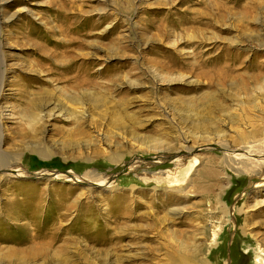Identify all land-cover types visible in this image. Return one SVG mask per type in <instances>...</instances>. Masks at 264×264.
I'll use <instances>...</instances> for the list:
<instances>
[{
    "label": "rangeland",
    "instance_id": "1",
    "mask_svg": "<svg viewBox=\"0 0 264 264\" xmlns=\"http://www.w3.org/2000/svg\"><path fill=\"white\" fill-rule=\"evenodd\" d=\"M262 128L264 0H0V264H264Z\"/></svg>",
    "mask_w": 264,
    "mask_h": 264
},
{
    "label": "bare ground",
    "instance_id": "2",
    "mask_svg": "<svg viewBox=\"0 0 264 264\" xmlns=\"http://www.w3.org/2000/svg\"><path fill=\"white\" fill-rule=\"evenodd\" d=\"M90 95V94H89ZM82 96V95H81ZM72 97V96H71ZM78 97V96H77ZM213 98V97H212ZM212 98H210V99H212ZM215 99V98H214ZM84 100H85V98H84ZM84 100H83V98H76V96L74 97L73 96V98H71V101L72 102H76V103H82V102H84ZM87 100L89 101V102H87V103H89V104H91V107H97L100 103H99V101L101 102V105H104L107 101H106V97H104V96H102V95H97V96H94V95H92L91 94V98H90V96L87 98ZM186 103V102H185ZM196 106V105H195ZM195 106L193 105V104H191V105H189V108H190V110H193L194 108H195ZM120 109V108H119ZM118 109V110H119ZM210 111V110H209ZM216 111V110H215ZM110 112V111H109ZM106 113V115L108 114L107 112H105ZM71 114V113H70ZM110 114V113H109ZM31 115V114H30ZM74 115V114H73ZM73 115H71V117L73 116ZM77 115V114H76ZM187 116V115H186ZM189 116V115H188ZM77 116H75V118H76ZM74 118V119H75ZM108 118V117H107ZM124 118H126V117H124ZM208 118V117H207ZM79 119V118H78ZM110 119V120H109ZM109 123H110V125H112L113 127H121V125L122 124H124L123 123V121H122V116H121V114L118 112V113H115L114 111L110 114V117H109ZM187 118H185V120H186ZM230 119H232V118H230ZM184 120V121H185ZM189 120H192V119H189ZM207 120V119H206ZM209 120V119H208ZM233 120V119H232ZM75 121H77V120H75ZM74 121V122H75ZM204 121H205V117H204ZM80 122V121H79ZM108 122V121H107ZM182 122H183V120H182ZM190 122V121H189ZM198 121H196L195 119H194V124L195 123H197ZM231 122V121H230ZM208 124L210 123L209 121L207 122ZM199 124V123H198ZM200 125L202 126V123H200ZM195 128H196V126H194ZM200 127V126H199ZM196 129H198V127L196 128ZM261 132H264V128H262L261 130H260ZM134 135V134H133ZM241 136L242 137H244V138H246L247 137V135L245 134V133H241ZM145 138V137H144ZM248 138V137H247ZM146 139V138H145ZM149 139V138H148ZM148 142V141H147ZM150 142V141H149ZM71 145V144H70ZM76 145V144H75ZM75 147V146H74ZM46 151H44V150H42V149H39L38 150V153H40L41 155H42V153H45ZM115 155V154H114ZM40 156V155H39ZM43 157H45L44 155H43ZM41 158H42V156H41ZM113 159V158H112ZM180 247H182V242L180 241ZM185 246V245H184ZM187 247V246H186ZM183 250V249H182ZM186 251V250H185ZM180 253V252H179ZM257 254H259L260 255V257L261 256H263V258H264V254L263 253H261V252H258ZM259 256H257L256 258H255V262H258V260L259 259H261ZM263 262H264V260H263ZM180 264H191V262H190V260H184V261H182V263H180Z\"/></svg>",
    "mask_w": 264,
    "mask_h": 264
}]
</instances>
